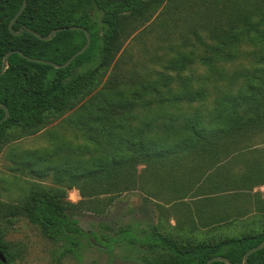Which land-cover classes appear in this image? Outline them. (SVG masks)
Here are the masks:
<instances>
[{
  "label": "trees",
  "instance_id": "16d2710c",
  "mask_svg": "<svg viewBox=\"0 0 264 264\" xmlns=\"http://www.w3.org/2000/svg\"><path fill=\"white\" fill-rule=\"evenodd\" d=\"M22 2L0 0V71L10 51L62 65L86 42L81 31L59 32L52 40L41 41L28 30L47 36L54 29L78 26L88 31L91 43L66 68L33 63L17 53L9 57L0 76V120L4 117L1 105L10 114L0 125V145L11 141L12 131L35 133L55 115L73 112L76 124L83 127L87 139L102 150L103 156L83 163L65 160L50 166L36 155L31 161L17 159L28 166L31 177L51 176L56 187L46 189L35 184L16 205L3 203L0 193V217L13 221L25 217L49 240L75 243L74 239L86 234L70 211L93 210L90 199L80 204L66 200V191L79 186L80 181L86 185L84 192L94 193L114 180L111 178L115 173H121L125 179L118 188L126 191L132 182L129 177L140 163L165 158L182 162L197 154L216 159L221 142L240 139L264 125V0H27L13 25V31L21 35L14 36L8 31V23ZM186 3L191 5L186 10L206 20L204 35L198 34V28L185 31L176 24ZM163 5L173 14L163 33L174 37L164 48V56H152L154 62L163 61V75L156 72L159 79L154 83L131 80L136 72L111 75L120 40L133 35L124 29L121 33V25ZM248 47L253 48V54L244 52ZM250 56L247 68L238 66L228 73L224 67H233ZM198 67L204 69L201 76L196 73ZM169 73L177 80L176 92L169 87L175 82ZM161 86L167 87V92H159ZM141 88L145 91L140 94L137 89ZM211 93L215 95L210 100ZM139 96L157 100L158 107L180 112L160 116L157 123L140 119L132 126L130 119L138 114L133 112ZM118 97L123 101L115 102ZM118 236L104 238V247L119 240L158 252L154 261L145 264H205L216 256L242 264L244 254L264 240V234H260L180 247L153 226L141 230L140 235L129 228L122 229ZM0 253L6 259L0 264H10L1 230ZM247 264H264V247L251 254Z\"/></svg>",
  "mask_w": 264,
  "mask_h": 264
},
{
  "label": "rangeland",
  "instance_id": "374dc122",
  "mask_svg": "<svg viewBox=\"0 0 264 264\" xmlns=\"http://www.w3.org/2000/svg\"><path fill=\"white\" fill-rule=\"evenodd\" d=\"M189 6L185 4L176 24L185 31L190 27L198 28V34L204 35L202 29L206 20L202 15L186 10ZM164 7L151 8L143 17L129 18L121 25V33L124 29L133 35L126 40L120 38V49L109 71L111 75L136 72L131 80L151 83L159 79L156 72L163 75V61L154 62L152 56L155 53L164 56V48L174 38L163 33L173 16ZM192 43H195L194 36ZM244 52L251 55L253 48L248 47ZM250 58L233 67L227 64L224 67L228 73H233L235 67H249ZM196 73L201 76L204 69L198 67ZM169 74L175 81L169 87L175 89L177 80L174 74ZM167 89L161 86L159 92L165 93ZM137 90L140 94L145 91ZM211 94L210 100L215 95ZM114 101L123 100L118 97ZM135 101L133 113L138 114L134 115L135 119H130L132 126L140 119L156 120L157 123L160 116L169 117L180 112L166 106L158 107L157 100L146 96H139ZM11 133V141L0 145V193L6 204L16 205L22 201L35 184L46 189L56 187L51 176L44 179L31 177L28 166L17 162L19 158L31 161L34 155L40 156L45 159L46 166H50L65 160L83 163L103 156L102 150L87 139L83 127L76 124L73 112L55 115L38 132ZM218 149L216 159L197 154L182 162L165 158L140 163L129 177L132 182L126 191L118 188L125 179L121 173L118 176L115 173L111 178L114 180L94 193L84 192L86 185L80 181L79 186L66 191V200L80 204L90 199L93 210L70 211L72 219L86 234L74 239L75 243L49 240L25 217L15 221L0 217V230L9 248L10 264H145L154 261L158 252L138 243L133 245L117 240L116 244L104 247V238L118 239L120 230L128 228L133 234L140 235L141 230L153 226L180 247L264 234V125L240 139L233 137L221 142ZM84 194L90 197L84 198Z\"/></svg>",
  "mask_w": 264,
  "mask_h": 264
},
{
  "label": "water",
  "instance_id": "95a60500",
  "mask_svg": "<svg viewBox=\"0 0 264 264\" xmlns=\"http://www.w3.org/2000/svg\"><path fill=\"white\" fill-rule=\"evenodd\" d=\"M26 4H27V0H23L22 2V5L20 7V9L18 10V12L14 15V17L10 20V22L8 23V31L10 32V34L14 35V36H19L21 35L20 32H14L13 31V25L15 24V22L17 21L18 17L23 13L25 7H26ZM64 31H81L84 33L85 35V38H86V42L85 44L83 45V47L81 49H79L76 53H74L64 64L62 65H59V64H56V63H53V62H49V61H45V60H39V59H31V58H28L27 56H25L24 54H22V52L20 51H10L8 52L4 58H3V61H2V66H1V71H0V76L4 73L5 69H6V65H7V61L9 59V57L14 54V53H17L19 54L20 56H22L23 58L33 62V63H40V64H46V65H49V66H52L56 69H60V68H66L68 67L75 58H77L79 55L83 54L87 48L89 47L90 43H91V37H90V34L88 33V31H86V29L84 28H81V27H78V26H70V27H62V28H58V29H54L49 35L47 36H41L40 34H38L37 32L35 31H32V30H28V32L30 34H32L34 37H36L38 40H41V41H50L52 40L56 34H58L59 32H64ZM1 108L3 109L4 111V117L0 120V125L5 122L10 114H9V110L6 106L4 105H1ZM264 247V240L257 246L249 249L243 256V260H242V264H247L248 263V258L251 254L261 250L262 248ZM0 260L5 263L6 262V259L5 257L0 253ZM215 262H222V263H225V264H232V262H230V260L226 257H223V256H216V257H213L211 259H209L205 264H212V263H215Z\"/></svg>",
  "mask_w": 264,
  "mask_h": 264
}]
</instances>
